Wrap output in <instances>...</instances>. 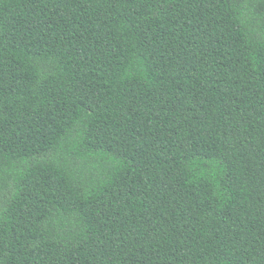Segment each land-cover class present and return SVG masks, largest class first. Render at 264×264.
I'll list each match as a JSON object with an SVG mask.
<instances>
[{"label": "trees", "instance_id": "obj_1", "mask_svg": "<svg viewBox=\"0 0 264 264\" xmlns=\"http://www.w3.org/2000/svg\"><path fill=\"white\" fill-rule=\"evenodd\" d=\"M0 264H264V0H0Z\"/></svg>", "mask_w": 264, "mask_h": 264}]
</instances>
